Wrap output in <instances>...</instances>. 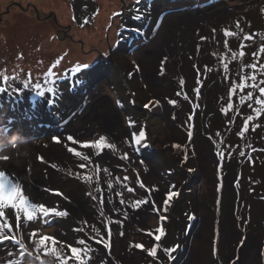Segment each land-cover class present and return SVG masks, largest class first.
I'll use <instances>...</instances> for the list:
<instances>
[{
    "label": "rangeland",
    "instance_id": "rangeland-1",
    "mask_svg": "<svg viewBox=\"0 0 264 264\" xmlns=\"http://www.w3.org/2000/svg\"><path fill=\"white\" fill-rule=\"evenodd\" d=\"M64 1L70 9L69 18L56 10L53 0H0V67L5 66V52H9L12 57L21 56L24 65L22 70L14 74L0 70V86H10L9 91L18 90L12 95L7 92L0 94V151L4 147H15L33 164L34 161H40L41 154L35 151L30 155L26 154L25 144L29 141L21 140L17 145L10 144L14 133L21 137L32 135L30 142L36 148L45 145L50 137L64 134L65 128L87 131L92 127L93 131L80 139L84 142L98 139L106 133L101 126L92 121L86 122L85 117L78 118L76 112L71 118L72 123L65 125L63 113L70 109L84 110V106L96 101L95 95H101L108 101L98 103V108L103 115L115 114L111 118V127L114 135L121 141V154H129L131 161L123 160L122 164H117L106 158H98L82 171L71 168L66 169L68 171L62 170L57 175L61 184L56 190L64 191V196L75 190L76 195L81 198L91 191L99 199L100 194L95 189L100 187L105 194L106 215L109 216L110 212L113 220H122L123 217L118 216L112 211L113 207L107 205L105 188L108 180L113 181L114 175L119 174L122 181L123 176L127 175L129 180L123 182L136 189L134 194L128 193V196L132 199H147L152 206L146 210L148 214L143 217V221L137 222L136 213L131 211L122 226L111 225V247L94 254L95 264H246V252L251 242L258 247V262L260 260L264 264V110L256 116L253 108L260 106H256L254 100H245L249 103L240 111V99L231 102L232 109L228 108L229 99L235 97V93L229 97L230 91L226 94L219 85V81L229 83L231 79L232 86L238 85L240 74L248 68L247 65L253 63L257 65L259 74L264 76V69L260 68V65H264V53L259 52V48L264 45V39H261L264 37V3L254 0H142L141 4L136 5L135 0H118V7L115 8L111 0L112 7L107 11L108 19L102 17L106 19L103 22L107 23L96 26L103 10L101 0ZM28 2L35 4L37 8L25 10ZM18 3H22V7ZM137 8L140 9L139 13ZM257 10H262L261 14ZM198 11L203 13H196ZM117 13L120 15H116ZM11 14L20 16L19 19L23 22L11 25ZM138 14L142 15L141 20L133 18ZM175 14H181L182 17L177 23L172 21L173 26L183 27L186 32H177L167 26L162 36L169 40L167 42L179 47L171 49L168 43L160 41L157 44L160 54L154 55L153 50L146 48L158 37L166 19ZM157 22H161V26L153 35ZM237 23L239 28L236 27ZM136 28L141 29L144 36L131 30ZM30 29L39 36L48 35L46 43L40 38L32 37ZM225 30L236 33L227 38V48L224 46ZM83 32H89L92 40L98 42L94 44L92 40H86ZM250 35L253 40H244L245 36ZM201 37L207 39L201 40ZM103 43L106 45L105 50L98 46ZM67 44L78 48L79 57L71 59L69 56L72 53L65 50V61L56 65L52 75L30 73L32 68H37L38 60H45L47 56L56 53L55 45L65 48ZM242 44L245 45L243 49ZM33 45L37 49L42 48L41 55H34L31 50ZM241 50L245 52L243 57L239 56ZM254 52L257 53L256 56H253ZM233 53L236 54L235 58ZM57 54L61 55L58 51ZM91 56H95L89 63L91 70L86 75H81L83 83L79 87H73L75 78L70 69L77 64H84L83 57ZM257 56L260 58H256ZM164 58V74L161 75V61ZM195 58L202 63L203 70L199 69V77H204L207 72L213 80L210 78L207 82L203 79L197 83L199 77L197 78L192 68V60ZM246 59L250 61L247 63ZM224 63L228 64L227 74L224 72ZM4 69L8 70L9 67ZM65 72L69 73L68 79L62 80L60 77ZM247 73L253 74L250 71ZM5 76L9 78L7 81L4 80ZM25 80H29L27 89L23 88ZM35 83H40L42 88L54 87L57 95L62 93V97L50 105L52 94L46 92L44 97L36 96L32 88ZM143 87L151 95L147 102ZM197 87L200 88V98L194 96ZM178 92L180 95H177ZM215 93L217 96L213 98ZM185 96H190L193 102L199 100V114L191 128V109L188 110L185 106ZM222 96L226 97L225 100ZM144 98L148 107L143 104ZM169 100L175 101V105L169 104ZM117 101L120 103L117 104ZM20 103L24 106H20ZM141 107L145 109V114ZM236 107L239 115L234 120L229 111ZM249 116L253 119L248 121V129L241 136V130ZM147 122L151 134L147 132ZM188 130H191V135L187 134ZM141 131L145 133V139L140 145H136L134 137ZM215 138L219 140L218 143L214 141ZM150 143L153 147L160 146L161 151L153 153L148 146H142ZM241 152L244 153L243 156L240 155ZM217 153L223 154L224 159ZM187 161L191 162L189 166L193 162H200L202 170L195 163L187 171L190 177L178 176L173 169L178 165L184 173ZM96 166L101 169L108 167L112 176L103 171L95 173ZM12 172L24 177L21 183L27 186L23 173ZM85 175H92V183L84 180ZM98 177L99 183L96 182ZM183 178L190 179L184 192L179 187V180ZM140 182L145 188L139 187ZM172 190L179 193L181 191V197L184 196L187 202L186 205L185 202L177 204L174 212L172 204L176 198L172 203L167 199L168 192ZM57 205L60 210H69L70 215L67 218L50 217L49 223H42L38 219L35 227L41 235L54 237L58 243L53 245L49 240L46 242V252L42 247L39 253L33 252L31 257H21L17 248L10 242H5L6 246L0 252V264H8L9 259L17 260L19 264H77L71 248H67L80 247L76 243L79 234L73 228L78 227L83 219L96 222L95 215L91 213L86 218L82 210L57 201L47 206ZM90 205L98 210L97 202L90 201ZM172 212L182 222V235L179 231L181 225L176 220H173L175 223L166 218L161 220V216L171 215ZM161 227L164 235L156 241L155 235L159 234L157 229ZM104 231L101 228L102 234ZM149 232L153 235L149 236ZM227 234H232V237ZM105 239L108 240L107 237ZM181 239L183 242L180 246ZM137 244L143 247H135ZM175 245H179L177 251L172 253L176 258L170 260L164 249ZM93 247L99 248L96 245ZM154 247L156 256H151L149 253ZM29 250L31 251L30 244ZM9 251L12 252L11 256ZM109 256L114 263L107 260Z\"/></svg>",
    "mask_w": 264,
    "mask_h": 264
},
{
    "label": "snow or ice",
    "instance_id": "snow-or-ice-1",
    "mask_svg": "<svg viewBox=\"0 0 264 264\" xmlns=\"http://www.w3.org/2000/svg\"><path fill=\"white\" fill-rule=\"evenodd\" d=\"M142 0H135V4L139 5L141 4ZM136 11L139 13L140 9L137 8ZM116 15H120V13H117ZM135 20H141L143 17L142 15H135L133 17ZM161 26V22H157L155 24V29L153 31V35H155V30L159 29ZM237 28L240 27V25L237 23ZM132 31H135L137 35L144 36V33L141 29H131ZM119 35V34H118ZM236 35V33L225 30L224 31V37L226 38L224 40V46L227 48L228 46V37H233ZM207 37H201V40H206ZM261 39H264V37H261ZM244 40H253V36H245ZM245 45H241V49H243ZM260 53H264V45H262L259 48ZM233 58H235L236 54L233 53ZM245 55V52L241 50L239 52V56L243 57ZM257 53H253V56H256ZM166 60V58H164ZM164 60L161 61L162 67H161V75L164 74V68L163 63ZM59 64V60L56 61V64H54L52 67L55 68L56 65ZM224 72L228 73V64L224 63ZM248 67H251L254 71L253 74L250 77H241V82L236 85L233 84L232 88L230 89V96L232 93H235L237 91V88H239L240 92L243 93L244 89L246 87H250L253 89L258 88L259 89V96L255 99V104L259 105L260 107L253 108V111L255 112L256 116H259L264 110V87H259V85H264V79L259 81V84H257V77L255 74V69L257 68V65L255 63L249 65ZM261 69H264V65H260ZM91 70V65L84 63V64H77L73 68L70 69L72 77H74V83L73 87H79L83 81L80 78L81 75H86L87 72ZM49 75H52L51 69L49 70ZM69 76L68 72H65L61 75L62 80H67ZM9 78L7 76L4 77V80L7 81ZM251 80L252 83L249 85L247 83L248 80ZM30 80V78H29ZM29 80H25L23 82V88L27 89L29 88ZM55 83V82H53ZM183 84V81H181ZM199 83V81L197 82ZM10 86H0V94L8 93L9 95H12L15 92H18L17 89H11L9 91ZM32 88L35 90V94L38 97H44L47 93L52 94L49 104L52 105L53 101H58L62 97V93L58 96L56 93V89L54 87H46L42 88L40 83H35L32 85ZM197 96L199 95L200 88H196ZM177 95H180L178 92ZM188 97L185 96V99ZM97 101L100 100L99 97L96 98ZM247 101L253 100V93L249 91L246 96L242 95L240 97V102L243 104ZM117 104L120 102L117 101ZM158 103V102H157ZM169 104L175 105V101L169 100ZM250 108H252V105H248ZM145 107H148V105H145ZM232 104H228V108H231ZM175 118V117H173ZM191 119V117H190ZM253 117L249 116L247 120L244 123L243 129L241 130L240 135H243L244 131H247L248 129V121L252 120ZM95 120L101 127L106 122V116L102 114V111L100 108L97 109L95 113ZM65 124H68L69 121L65 120ZM131 123V122H130ZM191 135V133H189ZM135 144L140 145L141 141L145 139V133L141 131L138 136L134 137ZM51 141L54 142L57 145H62L64 148H66L67 152L72 153L75 157L79 158L81 161L85 163H80L78 165L81 169H86L89 165L93 164V158L94 157H102V155H107L108 152H115L117 151V145L113 142H110L109 139L105 135H100L98 139H94L91 142H84L80 138L75 137L74 135H54L51 137ZM79 149H85V150H93L87 154L83 153ZM143 147H147V144H143ZM179 147V145H177ZM107 150V151H106ZM139 150V149H136ZM220 155L221 159H224V155L221 153H217ZM241 156L244 155L243 152L240 153ZM39 159L43 162L44 158L39 157ZM119 159L121 160H128L129 157L127 153L120 156ZM13 160L9 156H2L0 157V245L5 244V242H10L15 248L18 249L19 256L23 257L25 255L31 257L33 255V252L39 253L41 251V248L43 247L45 252L47 250V244L46 242L51 240L52 244L55 245L58 243L56 238L54 237H48L40 234V231L38 228L35 227L36 221L39 219L42 221V223H49L50 217H58V218H67L70 213L69 210L63 209L60 210L59 206L56 207H50L45 205L44 203L40 202H33L30 197L26 193L25 186L21 183V180L24 179V177L17 176L15 172L8 171L7 168L4 166L3 162H9ZM13 167H18L17 164H13ZM50 168L56 169L57 164L51 163L49 165ZM95 173L99 174L101 171L104 173H107L108 176H112V173L109 171L108 167H104L101 169V167L96 166L94 168ZM26 172L28 175H30L31 169H27ZM79 176L80 173H77ZM84 180L88 183H92L93 177L92 175H85ZM129 177L127 175L123 176V181H128ZM123 181L120 180L119 177H116V182L122 185V188L126 190L127 193L134 194L136 192V189L133 187L128 186L127 183H123ZM99 183V177L96 181ZM107 191L108 193H113L114 191V185L112 180L107 181ZM140 188H145V185L140 182L139 183ZM174 187V186H173ZM96 192H98L99 199L96 195H93L91 191L87 192L86 195L91 198L92 201L97 202L99 205L98 207V215L101 218L100 226L98 227L95 223L90 222L87 219H83L80 222V225L78 227L73 228L74 232L81 233L82 235L79 236L76 240V243L80 247L76 246H70L71 252L75 258V261L77 264H95L94 261V254L99 253L102 249L103 250H109L111 247L110 244V238H111V225L117 224V225H123V222L126 221L129 217V212H137L140 210V208L143 205L149 204V200L147 199H132L131 197H125V191H116L115 196L118 197V201H109L110 203H118L120 207H114L112 209L113 212H116L118 216H122L123 219H115L113 220L112 217L106 215L105 212V194L104 190L100 187H97ZM44 191L53 193L57 196L62 197L64 200H68V197L64 196V194L59 190H53L50 188H45ZM178 195L176 192H170L168 194V201L172 200L173 196ZM167 201H165V210H166ZM154 206V202H153ZM7 210V214H6ZM154 210H156L154 208ZM22 218L25 222L22 223ZM165 219V217L161 216V220ZM101 228H103L104 234L101 233ZM158 235H155V240L159 241L161 239V236L164 235V229L163 227L157 229ZM121 235H123V232H121ZM149 236H152L153 233L149 232ZM105 237L108 238L106 241ZM28 241V243H25V241ZM29 244L31 245V251L29 250ZM93 245H102V249L94 248ZM137 248H142L143 245H135ZM179 245H175L169 248H165V252L168 254V257L170 260H174L175 257L172 255V253H175L177 251V248ZM12 255V252L9 251V256ZM151 256H156V248L154 247L151 252L149 253ZM39 259V256L36 257ZM8 264H19L17 260L9 259ZM103 264V262H101Z\"/></svg>",
    "mask_w": 264,
    "mask_h": 264
},
{
    "label": "bare ground",
    "instance_id": "bare-ground-1",
    "mask_svg": "<svg viewBox=\"0 0 264 264\" xmlns=\"http://www.w3.org/2000/svg\"><path fill=\"white\" fill-rule=\"evenodd\" d=\"M112 1L114 2V7L117 8L118 4L116 3V1L118 2V0H112ZM254 1L264 3V0H254ZM53 2H54V4H56L55 5L57 7L56 10L58 12H60L62 14V16H68L67 18H69V12H70L69 10L70 9L67 8L66 2L64 0H53ZM101 4H102L101 8L103 10L101 11V14L98 16V22H97L96 26H99L102 23H107V22H103V20H106V19H102V17L107 18L108 8L110 9L112 7L111 0H101ZM196 13H203V11H198ZM19 17L20 16H17L16 14H13V15L11 14L10 21L13 22V24H11V25L14 26V25L22 23L23 21H21L19 19ZM181 17H182L181 14H175V15L169 16L166 19L164 26L162 27L161 31L158 33V35H157L158 37L156 36L157 38H155V41L153 42V44L151 46L147 47L146 49L149 51L153 50V53H155L154 55H159L160 49L157 48V44L160 41L161 42L164 41V42L168 43V45L171 46V49H176L175 47H179V45L167 42L169 40H167L165 37H163L162 34H163V32H165L167 30L166 29L167 26L172 28L174 31H177V32H186V30L183 29V27L177 26L175 28L173 26V23H177V20L181 19ZM172 21H174V22L172 23ZM98 29H99V27H98ZM29 31H31L32 37L40 38L44 43H46L45 41L48 39V35L43 34V35L39 36L36 33H33V29H30ZM83 33L86 37V40L90 41L93 39V37L90 36L89 32H83ZM92 42L95 44L98 41L92 40ZM258 44H259V42H258ZM98 46H100L103 50H105V48H106L105 43H103L102 45L99 44ZM54 49L56 50V53H54V55L47 56V58L45 60H38L37 68L36 69L32 68V71L30 72L31 74H33V75L48 74L50 69H51L52 73L55 72L56 67L53 68L52 66L54 64H56L57 60H59V63L64 62L65 61L64 56H67V52L72 53V56H69V58L79 57V55H77L78 54V48L74 45H71V44H67L65 48L61 47L59 45H55ZM31 50L35 56L42 54V48L37 49L36 45H33ZM65 50H67V52ZM57 51L59 53H61V55L57 54ZM64 51H65V53H64ZM4 55H6V57H4V65L5 66L0 67V70L2 72L6 71L10 74H14V73L22 70L24 65L21 62V59H20L21 56L12 57L9 52H5ZM93 57H95V56H93ZM93 57L92 56L91 57H83L82 61H83V63L89 64L92 61ZM164 61L166 62V60H164ZM1 63H3V60ZM5 67H9V69L5 70L4 69ZM166 67L167 66H165V72L167 70ZM97 97L100 98L99 101H97V99H96ZM94 98L96 99V101L94 103H90V104L84 106L85 107L84 110L81 108L83 110V112L81 109H79L78 111H77V109H70L69 111H64V113H63L64 121L65 120L69 121L68 125H70V122L72 123V121H73V119L71 121V118L76 112V115L78 116V118L85 117L86 122L92 121L93 123H96L98 125V123L95 120V113H96V110L98 108L97 104L98 103H100V104L106 103L108 101V99H106V98H104L98 94L95 95ZM19 105L22 107L24 106L23 103H20ZM165 105L169 106L167 104H165ZM66 109H67V107H66ZM80 110H81V113H80ZM161 113H163V112H161ZM114 115L115 114H113V113H109V114L105 115L106 116V122L104 123L102 128L106 132L105 135L109 139V141L113 142L117 145V151L108 152L107 155H102V157H94L93 161L98 159V158H106L107 161L115 162L117 164H122L125 161V160L123 161V160L119 159V157L122 156V154L120 152L121 141H120L119 137L114 135L113 128L111 127V118ZM92 131H93L92 127H89L87 131L86 130H83V131L73 130L72 128L67 130V128H65V132L62 135L63 136L74 135L75 137L81 138L84 134H90ZM31 136L32 135H25L23 137L30 138ZM130 138H132V134H130ZM25 145H26L25 146V152L27 155H30L31 153H33L35 151V152L41 154V156L44 158V161L43 162L41 160L40 161H34V163L32 164V161H30L27 156H25L23 153H21L19 150H17V148L11 147V146L4 147V149L2 151H0V153L5 154L3 156L12 155L13 157H18L19 162H21V163L26 159L18 167L12 166L13 164H17L14 160H11L9 162H3V163H4V166L7 168V170L18 171V172H21L25 175L27 182H28L27 186H25V187H27L26 190L29 189L28 191H26V193L30 197V199L33 202H40V203H44L45 205H49V204L57 201L58 203L65 204L68 207L82 210L81 212H84V215L86 218L90 217V215L92 213L93 215H95L94 219H96V222H94V223L97 225L100 221V217L98 215V210H96L97 208L95 206L92 207L90 205V201L92 202V200H90L91 198L88 197L87 195H84L83 198H81V197L76 195L75 190L74 191L71 190L70 192L65 193L66 196L69 197V199L64 200L62 197L57 196L55 194H49L47 191H44V189L41 188V187H44V188L49 187L51 189L56 190V188L60 187V184H61V181L58 180L57 175L59 173H61L62 170H66V169L71 168L75 171H82V169L79 168L78 165L80 163H85V162H83L79 158L75 157L72 153L67 152L66 148H64L62 145H57L54 142H52L51 137L49 138L48 142L40 148L34 147L31 142H27ZM74 147L78 148V146H74ZM30 149H33V151H30ZM78 150L82 151L85 154L93 151L90 149L85 150V149H79V148H78ZM129 161H131L130 158H129ZM51 163L57 164V168L56 169L50 168L49 165ZM29 168L31 169L30 175H28V173L26 172V170ZM66 171H68V170H66ZM196 174H197V172H196ZM118 176H119V174H118ZM118 176L114 175V178L112 181L113 185H114L113 193H108L107 187L105 188L107 205L110 208L120 207L118 205V203H110L109 202V201H118V197L115 196L116 191H122L123 190V191H125V197L126 198L129 197L126 190H124L122 188V185L116 182V177H118ZM196 177H198V176H196ZM120 180L122 181L121 178H120ZM30 192H31V194H30ZM62 193L64 194V191H62ZM151 206H152V203H151V201H149V204L143 205L139 211L135 212L136 213L135 215L137 217L136 218L137 222L143 221V217H146V215L148 214L146 212V210L148 208H150ZM88 212H89V215H88ZM108 213H109V216L112 217V214L110 212H108ZM6 214H7V210H6ZM112 219H113V217H112ZM23 222H25V221L22 218V223ZM78 234H79V236L82 235L81 233H78ZM227 235H228V237H232V234L231 235L227 234ZM5 244L0 245V252L6 246ZM96 246H98L99 248L102 249L101 245H96ZM257 248L258 247H256L253 242H251L249 244V248L247 249V252H246V255H247V258L245 261L246 264H261L260 260L258 262V250H257ZM107 260L110 262H113V259L111 258V256H109L107 258Z\"/></svg>",
    "mask_w": 264,
    "mask_h": 264
},
{
    "label": "trees",
    "instance_id": "trees-1",
    "mask_svg": "<svg viewBox=\"0 0 264 264\" xmlns=\"http://www.w3.org/2000/svg\"><path fill=\"white\" fill-rule=\"evenodd\" d=\"M134 3V2H133ZM132 4V3H131ZM260 14H261V11L260 10H257ZM119 34V33H118ZM121 35H123V33H120ZM187 57V56H186ZM256 58H260L259 56H257ZM197 58H195L194 60H192V68H193V72L197 75V78L199 77V69H202L201 68V66H202V63H200V62H198V59L196 60ZM247 61V63L250 61V59H246L245 60V62ZM201 62H203V61H201ZM259 63H262L260 60H259ZM249 65H247L246 67H248ZM243 68H244V65H243V67H242V70H241V72L243 71ZM185 70H187L186 68H185ZM203 70V69H202ZM248 71H250V72H252L253 73V69L251 68V67H248L245 71H243L242 72V74H240V81H239V83L241 82V77L242 76H245V77H250L251 75L249 74V73H247ZM260 71H261V69H260ZM208 74V75H207ZM255 74H256V77L258 78L257 79V84H259V81L260 80H262V79H264V76H262L261 74H259V72H258V68H256L255 69ZM205 76L204 77H199L198 78V81H202L203 79L205 80H207V82L210 80V78H211V76L209 75V73H207L206 72V74H204ZM213 76V75H212ZM188 77H189V75H188ZM207 77H208V79H207ZM216 77V76H215ZM214 77V78H215ZM196 80V79H195ZM211 80H213L212 78H211ZM216 83H217V81H216ZM247 83L250 85L251 83H252V81L251 82H249V80L247 81ZM218 84V83H217ZM219 85H220V88L223 90V92L225 91L226 92V94L228 93L229 94V91H230V88H231V86H232V79L230 80V82L228 83V82H226L225 80H223V81H219ZM143 88H145V87H143ZM145 90H146V88L144 89V92H145ZM249 91H251L252 93L254 92V94H253V100L255 101V99L259 96V89L258 88H256V89H253V88H250V87H246L245 89H244V92L243 93H241L240 92V90H239V88H237V91L235 92V97H230V95H229V97H230V99H229V103H231V102H234V100L235 99H240V97L242 96V95H244V96H246V94L249 92ZM183 93L184 92H182V95H183ZM145 98H146V102H147V100L148 99H150L151 98V95L149 94V93H146L145 92ZM256 97H255V96ZM194 96L195 97H197V98H200V92H199V95L197 96V93L196 92H194ZM217 96V93H215V96L213 97V98H215ZM227 96V95H226ZM233 96V95H232ZM133 97H136L137 98V96H133ZM144 97V96H143ZM160 97V96H159ZM145 98L143 99V104H144V106H145ZM222 98L225 100V98L226 97H223L222 96ZM180 100V99H179ZM185 100V106H186V108L189 110V109H191V119H190V117H189V114H188V117H189V126H190V128L191 127H193V125H194V122H195V119H196V117H197V115L199 114V100L197 99V101L196 102H193L192 101V99L190 98V96H188V98L187 99H184ZM139 103V102H138ZM137 103V104H138ZM155 103H156V101H155ZM228 103V104H229ZM249 102H244L242 105H241V102H240V100H239V103H238V108L240 109V111L241 110H243V108L244 107H246V105L248 104ZM136 104V105H137ZM140 104V103H139ZM256 106H258V105H256ZM137 107V106H136ZM143 107H141V110L142 111H144V114H145V109L143 110L142 109ZM230 109H232V108H230ZM196 112H197V114H196ZM229 114H230V116L232 117V118H234V120L235 119H237V116L239 115V113H238V110H237V107L236 108H234L233 110H231V111H229ZM144 118H145V116H144ZM146 119V118H145ZM148 121H149V119H148ZM147 124V132L149 133V134H151V131H149L148 129V127H149V123L147 122L146 123ZM189 133H191V130H188L187 131V134H189ZM214 141L216 142V143H218L219 142V140L217 139V138H215L214 139ZM148 148H149V150L150 151H152L153 153L155 152V151H161V147L159 146V147H153L152 146V143H150V144H148ZM194 153V152H193ZM164 154H166L165 152H164ZM187 163H188V167L186 166L185 168H186V171L184 172V173H182L181 172V169L180 168H178V165H177V167H176V169H173V171L175 172V173H177V174H179L178 176H180V175H184L183 177H186L187 175H188V173H187V171H189V169H190V167L192 166V165H195V163H198V165H199V163L200 162H193L192 163V165L191 166H189L190 164H191V162H189V161H187ZM199 167H200V169L202 170V167H201V165H199ZM178 168V169H177ZM189 176V175H188ZM190 177V176H189ZM182 180H184V178L182 179ZM180 181L179 180V187H181L182 189H183V192L185 191V189H187V183H188V180H190V179H186V180H184V181ZM170 192H176V193H178V195H176V196H173V198H172V200H170V202L172 201L173 202V200H174V198H176V201L174 202V204H172V206H173V212H174V208L177 206V204L178 205H180V203H184L185 202V205L187 204V202H186V199H184V196L183 197H181V191H180V193L178 192V191H175V190H172V191H170ZM170 192H168V194L170 193ZM168 194H167V197H168ZM171 202V203H172ZM171 213V215H166L165 216V218H166V220H169V221H171L172 223H175L174 221L176 220V222H177V224H182V222H181V220H180V218L178 219V218H176V216H177V214L176 213ZM174 220V221H173ZM177 224H175V225H177ZM179 231H180V233H181V235H182V232H183V227H182V225L180 226V228H179ZM181 242H183V240L181 239V241H180V246H181ZM68 249H70L71 247H67ZM215 252H216V250H214ZM179 256H180V254H179ZM176 258V257H175Z\"/></svg>",
    "mask_w": 264,
    "mask_h": 264
},
{
    "label": "clouds",
    "instance_id": "clouds-1",
    "mask_svg": "<svg viewBox=\"0 0 264 264\" xmlns=\"http://www.w3.org/2000/svg\"><path fill=\"white\" fill-rule=\"evenodd\" d=\"M21 140H24V141H29L30 142V138H27V137H21L18 133H14L13 134V136L10 138V144H12V145H17L18 143H19V141H21ZM3 155H5V154H3V153H0V157H2ZM9 157H11L16 163H17V165L19 166L20 164H22L21 162H19V158L18 157H13L12 155H8Z\"/></svg>",
    "mask_w": 264,
    "mask_h": 264
},
{
    "label": "flooded vegetation",
    "instance_id": "flooded-vegetation-1",
    "mask_svg": "<svg viewBox=\"0 0 264 264\" xmlns=\"http://www.w3.org/2000/svg\"><path fill=\"white\" fill-rule=\"evenodd\" d=\"M18 4H21V5H23L22 3H18ZM27 5H28V7L25 9V10H32L31 9V7L33 8V9H35V8H37V6L35 5V4H32L31 2H28L27 3ZM21 7V6H20ZM10 11V10H9ZM38 13V12H37ZM2 19V17H0V20ZM111 54V53H110ZM204 157V156H203ZM205 158V157H204Z\"/></svg>",
    "mask_w": 264,
    "mask_h": 264
},
{
    "label": "water",
    "instance_id": "water-1",
    "mask_svg": "<svg viewBox=\"0 0 264 264\" xmlns=\"http://www.w3.org/2000/svg\"><path fill=\"white\" fill-rule=\"evenodd\" d=\"M18 5H20L21 7H22V5L21 4H18ZM111 56V55H110ZM110 61H112V60H110Z\"/></svg>",
    "mask_w": 264,
    "mask_h": 264
}]
</instances>
